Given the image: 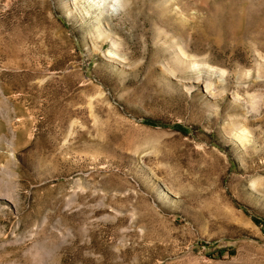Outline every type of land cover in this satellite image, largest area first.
<instances>
[{
	"label": "rangeland",
	"instance_id": "1",
	"mask_svg": "<svg viewBox=\"0 0 264 264\" xmlns=\"http://www.w3.org/2000/svg\"><path fill=\"white\" fill-rule=\"evenodd\" d=\"M0 264H264V0H0Z\"/></svg>",
	"mask_w": 264,
	"mask_h": 264
},
{
	"label": "clouds",
	"instance_id": "2",
	"mask_svg": "<svg viewBox=\"0 0 264 264\" xmlns=\"http://www.w3.org/2000/svg\"><path fill=\"white\" fill-rule=\"evenodd\" d=\"M115 2L118 4L120 2V0H115Z\"/></svg>",
	"mask_w": 264,
	"mask_h": 264
}]
</instances>
